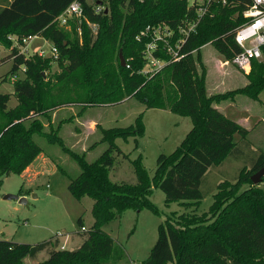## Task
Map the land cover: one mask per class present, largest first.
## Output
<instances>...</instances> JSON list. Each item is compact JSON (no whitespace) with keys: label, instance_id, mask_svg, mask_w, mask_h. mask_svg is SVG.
<instances>
[{"label":"trees","instance_id":"trees-1","mask_svg":"<svg viewBox=\"0 0 264 264\" xmlns=\"http://www.w3.org/2000/svg\"><path fill=\"white\" fill-rule=\"evenodd\" d=\"M75 1L82 4V16L60 25L57 18ZM250 4L251 0H235L227 6L214 5L187 40L184 58L148 76L141 73L150 42L146 29L160 24L176 29L184 19L193 17L194 11L185 0H103L105 9L100 13L96 12L99 1L0 0V44L11 51L2 61L12 62L11 75L25 69L24 77L13 83L12 94L0 93V185L4 177L22 174L41 154L56 163L36 141L40 136L78 165L80 174L70 182L71 194L94 201L93 225L83 231V219L78 220L79 234L85 236L79 247L60 249L58 238L38 244L1 239L0 264H23L26 258L36 260L42 252L49 257L36 264H131L126 263L124 249L104 227L129 209L149 208L158 213L151 201L154 188L165 194L167 204L180 202L196 208L180 215L173 213L160 225L158 240L143 264H264V251L252 245L244 248L241 238L234 234L247 218L255 225L256 237L257 233L264 237V191L251 180L264 167V150L241 149L242 144H248L249 130L217 105L232 94L259 99L264 91V47L263 59L254 61L247 75V86L225 95L207 93L202 58L203 47L212 44L225 61L233 60L241 50L235 33L244 23L242 13ZM11 36L21 45L29 37H43L58 48L59 59L27 57L9 40ZM157 55L168 59L164 53ZM54 63L60 70L52 73ZM9 79L0 78V87ZM12 97L18 104L9 108ZM130 99L147 109L169 110L192 121L178 148L169 156L159 157L152 178L141 155L132 161L136 184L114 182L110 175L116 156L124 154L116 141L131 137L138 141L145 131L143 114L126 128L107 129L98 122L97 132L108 147L93 162L88 161L87 151L77 152L66 145L60 124H51L53 114L62 109L78 108L83 115L89 107ZM44 119L52 126L49 132H45ZM241 156L246 157L247 165L235 181L219 183L209 212L198 213L205 197L202 184L210 168L222 165L229 157Z\"/></svg>","mask_w":264,"mask_h":264},{"label":"rangeland","instance_id":"rangeland-1","mask_svg":"<svg viewBox=\"0 0 264 264\" xmlns=\"http://www.w3.org/2000/svg\"><path fill=\"white\" fill-rule=\"evenodd\" d=\"M87 1L90 4L97 1L103 2V0ZM102 2L99 5L103 7ZM93 28L96 27L93 26ZM9 40L14 44L17 43L14 36L9 37ZM51 45V41L43 37L34 38L28 44V50L25 51L26 56L37 55L39 49L49 53ZM10 52L7 47L0 44L1 79L12 76L10 73L12 62L2 61ZM202 58L206 68V88L209 95H225L247 86L249 82L247 75L251 70L246 73L234 64L223 66L222 62L225 59L214 45L208 44L203 47ZM59 70L58 64L54 63L51 72ZM19 75L24 77L23 72ZM13 91V82L10 80L0 87V93L12 94ZM17 104V99L12 97L8 107L14 108ZM217 105L227 117L249 130L246 138L248 144H242L241 149L246 152L256 148L264 150V91L259 99L242 93L232 94ZM79 110L78 108L59 110L53 114L51 124H60V135L64 138L66 145L77 152L87 151V159L90 162L97 160L108 146L101 142V134L96 129L97 124L89 121L99 122L107 129L126 128L133 125L137 117L143 114L145 126L143 136L138 137V141L134 137L128 140L120 138L116 141L124 154L116 156V162L110 175L114 182L137 183L132 161L139 155L142 156V164L152 178L159 157L171 155L192 128V121L189 117L169 110L147 109L135 99L111 106L89 107L83 115H80ZM69 118L73 120L66 121ZM44 122H46L45 132H49L52 126H49L50 123L46 119ZM36 137V141L45 148L60 167L46 154H41L22 174L13 173L2 179L0 240L38 244L58 238L61 243L60 249L74 250L85 239V236L79 234L81 228L78 220L82 218L86 228H90L94 223L92 215L94 201L89 196L77 199L71 194L69 185L72 179L80 174L78 165L60 148L45 143L47 141L44 137ZM236 138L240 140L239 136ZM246 165V157L241 156L239 158L229 157L222 165L210 168L202 184L205 197L198 206V213L209 212L219 183L225 180L235 181L241 169ZM260 188L264 191V182L260 184ZM8 195L19 196V198L6 199ZM21 198L26 199V203H21ZM151 201L157 207L158 213L149 208L140 211L129 209L104 227V230L116 241V245L124 249L127 257L126 263L143 264L158 240L160 225L165 223L173 213L180 215L196 208L194 205L180 202L167 204L165 194L158 188H154ZM234 234L241 238L244 248L252 245L264 251V237L258 233L256 237L255 225L249 219L245 218L242 224L234 229ZM48 257L47 253L42 252L36 260L26 258L23 264H36L45 261Z\"/></svg>","mask_w":264,"mask_h":264},{"label":"built area","instance_id":"built-area-1","mask_svg":"<svg viewBox=\"0 0 264 264\" xmlns=\"http://www.w3.org/2000/svg\"><path fill=\"white\" fill-rule=\"evenodd\" d=\"M190 11H194L193 17L184 19L176 29L167 24H160L155 27H147L146 34L150 36L144 55L146 66L141 71L144 75H151L160 71L168 63L179 62L184 58V46L187 40L197 32L198 26L203 18L212 11L214 5L227 6L235 0H185ZM105 8L100 6L96 12L100 13ZM83 14L82 4L79 1L73 2L58 18L60 25L66 26L73 17H81ZM244 23L236 30L235 42L240 47V52L235 55L232 61L222 62L223 66L234 64L241 71L249 73L254 61L263 59L262 49L264 47V0H251L249 7L242 13ZM35 37L24 39L21 45L16 40V46L22 53L28 50V44ZM157 53H164L168 59L158 57ZM38 56L42 58H52L53 61L59 59V50L51 45V51L39 49ZM128 66V65H127ZM129 67V66H128ZM25 74V69H21L17 74L10 77L13 83L21 79L20 73ZM87 230L86 227L82 229Z\"/></svg>","mask_w":264,"mask_h":264},{"label":"water","instance_id":"water-1","mask_svg":"<svg viewBox=\"0 0 264 264\" xmlns=\"http://www.w3.org/2000/svg\"><path fill=\"white\" fill-rule=\"evenodd\" d=\"M99 4H101V2ZM120 57H121V65L124 67L126 65V63H125V60H124L122 54L120 55ZM263 179H264V167L261 168L258 172H256L251 177V180H252L254 185L261 184L263 182ZM18 198H19V196H14V195L6 196V199H18ZM20 202L21 203H26V199L21 198Z\"/></svg>","mask_w":264,"mask_h":264},{"label":"crops","instance_id":"crops-1","mask_svg":"<svg viewBox=\"0 0 264 264\" xmlns=\"http://www.w3.org/2000/svg\"><path fill=\"white\" fill-rule=\"evenodd\" d=\"M218 108L220 109V107H218ZM69 109H71V108H69ZM72 109H73V108H72ZM89 122H91V123H94V124H95V123L97 124V122H96V121H94V120H93V121H89ZM85 123H86V122H85ZM85 123H84V124H85ZM59 244L61 245V243H60V242H59Z\"/></svg>","mask_w":264,"mask_h":264}]
</instances>
